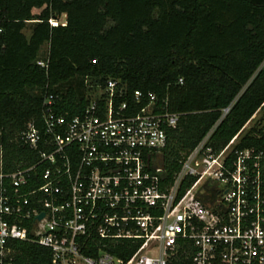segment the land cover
I'll return each instance as SVG.
<instances>
[{"label": "built area", "instance_id": "1", "mask_svg": "<svg viewBox=\"0 0 264 264\" xmlns=\"http://www.w3.org/2000/svg\"><path fill=\"white\" fill-rule=\"evenodd\" d=\"M94 87L68 117L44 94L40 126L29 120L20 136L36 160L0 164V264H15L9 238L47 247L50 264H264V147H236L233 136L215 149L204 135L163 182L157 159L178 113L152 92L122 98L116 79ZM122 239L138 241L126 257L108 250Z\"/></svg>", "mask_w": 264, "mask_h": 264}, {"label": "trees", "instance_id": "2", "mask_svg": "<svg viewBox=\"0 0 264 264\" xmlns=\"http://www.w3.org/2000/svg\"><path fill=\"white\" fill-rule=\"evenodd\" d=\"M61 14L64 24L49 25L48 17ZM263 58L264 0H0L1 167L36 160L20 136L29 120L40 126L44 94L68 117L112 78L122 98L130 101L135 88L152 92L178 113L157 159L168 181L202 136L218 149L260 106L264 119ZM235 146L264 147V122ZM43 167L36 165L29 186L41 181ZM87 245L82 252L93 254ZM137 245L122 239L108 250L126 257ZM4 247L15 264H50L49 249L37 243L9 238Z\"/></svg>", "mask_w": 264, "mask_h": 264}, {"label": "rangeland", "instance_id": "3", "mask_svg": "<svg viewBox=\"0 0 264 264\" xmlns=\"http://www.w3.org/2000/svg\"><path fill=\"white\" fill-rule=\"evenodd\" d=\"M38 8H33L32 11L33 12H38ZM63 18V14H61L59 16V19L62 20ZM23 31L25 34H28V26H25L23 28ZM90 92H92L93 90H89ZM264 104V101H263ZM262 106L258 107L254 113L247 119V121L244 123V125L241 127V129L239 130V132L235 135L234 140H238V138L240 137V135H242L244 132L248 131L250 128L253 129L254 131L259 128L263 122L264 119L262 117V113H261V109Z\"/></svg>", "mask_w": 264, "mask_h": 264}, {"label": "water", "instance_id": "4", "mask_svg": "<svg viewBox=\"0 0 264 264\" xmlns=\"http://www.w3.org/2000/svg\"><path fill=\"white\" fill-rule=\"evenodd\" d=\"M41 216H42V212H40V213L37 214V218H39Z\"/></svg>", "mask_w": 264, "mask_h": 264}, {"label": "crops", "instance_id": "5", "mask_svg": "<svg viewBox=\"0 0 264 264\" xmlns=\"http://www.w3.org/2000/svg\"><path fill=\"white\" fill-rule=\"evenodd\" d=\"M28 33V32H27Z\"/></svg>", "mask_w": 264, "mask_h": 264}]
</instances>
